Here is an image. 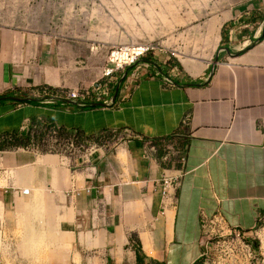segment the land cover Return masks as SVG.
Listing matches in <instances>:
<instances>
[{
	"label": "crops",
	"instance_id": "1",
	"mask_svg": "<svg viewBox=\"0 0 264 264\" xmlns=\"http://www.w3.org/2000/svg\"><path fill=\"white\" fill-rule=\"evenodd\" d=\"M225 20L210 29L218 40ZM224 27L211 67L180 61V71L170 57L152 53L116 74L109 105L80 110L74 101L37 89L70 91L100 79L105 46L90 49L95 63L82 67L79 39L0 27V167L29 177L28 183L41 180L34 199H42L43 190L51 194L86 232L80 245L107 249L111 264H138L137 248L143 264H197L204 245L201 219L218 212L250 235L264 216V135L257 126L264 119V20ZM51 127L87 150L40 158L33 146L5 147L14 137ZM170 140L185 150L186 163L175 203L163 216L160 180L174 168L161 157ZM0 200L7 202L5 193ZM100 216L108 217L107 228L96 227L103 224ZM98 233L108 240L95 245Z\"/></svg>",
	"mask_w": 264,
	"mask_h": 264
},
{
	"label": "rangeland",
	"instance_id": "2",
	"mask_svg": "<svg viewBox=\"0 0 264 264\" xmlns=\"http://www.w3.org/2000/svg\"><path fill=\"white\" fill-rule=\"evenodd\" d=\"M255 17L258 22L264 20V0H0L1 28L58 41L79 39L83 54L77 62L82 67L95 63L89 47L105 46L107 58L113 46L142 42L157 43L161 51L156 55L170 57L180 71L184 69L180 61H186V67L206 63L211 67L222 45L223 27ZM223 18L226 20L218 40L217 30L210 29ZM51 131H34L32 142L38 145L40 158L70 157L77 148L80 152L87 150L79 139L60 133L52 139ZM18 139L24 141L22 136ZM109 140L113 138H105L104 142ZM71 141L75 150L69 145ZM32 142L9 148L28 151ZM168 147L181 148L174 140L166 142L164 153ZM48 162L52 164L53 160ZM11 171L0 167V193L8 197L5 203L0 200V264H111L107 249L80 245L81 234L84 238L86 232L51 194L43 190V198L34 199L35 187L44 186L41 180L33 177L28 183L29 177H14ZM99 218L103 224L99 221L96 227L107 228L108 217ZM239 231L241 241L235 236L213 238L203 231V252L197 264H264L262 233H257L258 228L250 235ZM94 239L99 245L108 237L98 233ZM131 239L138 242L135 234Z\"/></svg>",
	"mask_w": 264,
	"mask_h": 264
},
{
	"label": "built area",
	"instance_id": "3",
	"mask_svg": "<svg viewBox=\"0 0 264 264\" xmlns=\"http://www.w3.org/2000/svg\"><path fill=\"white\" fill-rule=\"evenodd\" d=\"M99 46L91 47V51H98ZM160 50L157 43L153 42H142V43H126L113 46L107 55V64L102 70L100 79L96 80L89 85H82L77 89L70 91H62L57 98L70 100L76 102L78 109H85L91 107L92 104L89 102L101 101L106 105H109L108 98L110 97L114 78L117 73L125 71L127 68L132 67L139 63V61L145 56L156 53ZM186 123V120L184 121ZM258 129L264 135V119H260L258 122ZM51 129L54 137L57 139V133L59 131L55 127ZM32 146L37 148L38 145L32 142ZM70 147L76 149L74 143L70 142ZM185 150L181 147L175 149L168 147L165 153L161 157V162L170 165L174 171L166 172L161 178L162 186V212L163 216L166 215L167 211L171 206L174 205L176 197V190L179 186L180 179L182 177L183 168L186 163ZM258 232H261L262 248L264 249V216L258 220ZM201 228L204 232H209L213 238L227 239L231 236L237 237L241 241V233L239 229L229 226L221 213H216L212 217L203 216L201 219ZM260 239V240H261Z\"/></svg>",
	"mask_w": 264,
	"mask_h": 264
},
{
	"label": "trees",
	"instance_id": "4",
	"mask_svg": "<svg viewBox=\"0 0 264 264\" xmlns=\"http://www.w3.org/2000/svg\"><path fill=\"white\" fill-rule=\"evenodd\" d=\"M225 27L223 28V32H222V36H223V39L225 38ZM38 91L40 92H44V91H48L49 92V95L50 96H58L59 94L62 93L61 90L59 89H53V88H49V87H41V88H38L37 89ZM62 101H65L64 99H62ZM93 102H89L88 104H91ZM86 108H89V107H86ZM85 108V109H86ZM34 134V131H30L28 132V134H22L21 136L24 138V141H22L21 139H18L19 137H14L13 139H11V141H7V143L5 144V147H10V146H27V145H30L31 142H32V136ZM142 250L141 248H137V257H138V264H143L142 263Z\"/></svg>",
	"mask_w": 264,
	"mask_h": 264
},
{
	"label": "water",
	"instance_id": "5",
	"mask_svg": "<svg viewBox=\"0 0 264 264\" xmlns=\"http://www.w3.org/2000/svg\"><path fill=\"white\" fill-rule=\"evenodd\" d=\"M217 60V59H216ZM123 80L124 79H122L121 80V82H120V84H119V86L117 87V89H116V94H115V97H114V101L116 100V98H117V95H118V93H119V88H120V85H121V83L123 82ZM8 98H11V99H15V100H28V101H36V99H33V98H27V99H22V98H18V97H8ZM58 99H60V98H58ZM61 101H62V99H60ZM67 102H72V101H69V100H67ZM92 107H95V106H107L106 104H92L91 105Z\"/></svg>",
	"mask_w": 264,
	"mask_h": 264
}]
</instances>
